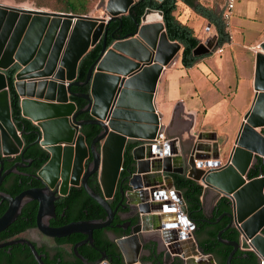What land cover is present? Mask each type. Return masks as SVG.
Masks as SVG:
<instances>
[{"label": "water", "instance_id": "95a60500", "mask_svg": "<svg viewBox=\"0 0 264 264\" xmlns=\"http://www.w3.org/2000/svg\"><path fill=\"white\" fill-rule=\"evenodd\" d=\"M134 4L135 0H106L102 17L0 4V184L16 166H21L3 172L4 159L23 154L29 147L23 145L22 136L27 134L23 122H20L22 130H18L11 117L7 80L11 70H14L13 89L19 98L20 115L34 126L36 139L32 144H38L47 154V161L35 176L45 184L42 189H28L15 197L0 193V198L8 202L0 217V232L16 220L25 204L36 201L37 227L44 234L61 238L82 233L91 240L92 231L109 226L121 207L134 210L137 218L131 236L117 241L123 253L127 241L139 244V237L155 233L167 245L166 256L179 255L190 261L189 257L202 256V250L188 231L194 229V224L170 176L186 174L230 201L231 212L221 214L214 221L205 220L216 224L224 216L229 218L228 225L217 234L220 243L232 247L225 264H231L238 249L252 250L264 258V175L247 177L250 170L256 169L257 161L264 165V42L258 45L255 54L251 107L221 164L217 145L203 144L201 141L206 138L203 134L197 135V142L191 144L189 151L176 138L164 144L153 142L162 129L161 116L154 104L157 84L162 73L177 60L181 45L169 41L162 11L152 8H146L140 19L134 21V33L114 39L108 45L110 20L120 21ZM98 43L101 44L99 56L80 82L76 79L78 64ZM209 47L207 43L198 44L192 53L199 56L207 53ZM86 85L87 93L71 90ZM72 98L83 99L87 104L78 110ZM86 113L90 119H78ZM86 125L100 128L89 145L81 132ZM110 137L119 143L120 150L109 168L106 192L101 173L103 148ZM128 145H134L130 167L120 179ZM89 157L91 160L84 165ZM202 165L208 168H198ZM95 172L102 195L95 194L86 183L87 177ZM80 179L87 195L106 212V219L71 223L57 229L44 226L43 218L54 210L55 192L51 193L50 189L57 186L63 195L70 186H78ZM117 188L120 201L113 210L108 200ZM175 201L182 215L175 212ZM232 227L238 231L239 240H222L221 234ZM18 242L21 241L2 243L0 248ZM184 244L188 245L187 251L181 248ZM37 260L41 264L38 257Z\"/></svg>", "mask_w": 264, "mask_h": 264}, {"label": "flooded vegetation", "instance_id": "af4514ba", "mask_svg": "<svg viewBox=\"0 0 264 264\" xmlns=\"http://www.w3.org/2000/svg\"><path fill=\"white\" fill-rule=\"evenodd\" d=\"M33 131L34 128L27 130L25 131L27 134L22 136L24 147L29 146L23 154L4 159L3 172L12 169L15 165H21L18 167L16 166L14 171L8 173L2 180L0 184V193L4 196L15 197L25 190L32 188L42 189L45 186L42 180L36 179L35 177L45 163L36 170L38 162L41 161V156L30 155L31 151L34 149H42L38 144H32L36 139ZM28 137H34V139L28 144H25L23 138ZM97 150H99V144H97ZM90 160L91 158L89 157L84 165ZM95 176L98 177L97 172L89 175L86 179V183L95 194L102 195V193L92 188V182ZM75 188L78 191L73 192L72 190ZM57 190V186L50 189L51 193L55 192V199L53 202L54 210L52 214L45 216L42 222L43 225L47 226L49 229H57L71 223L104 221L106 219V212L84 191L81 179L78 186H70L68 191L63 195ZM222 197L224 196H220L210 208L207 206L202 208L205 220H212V215L217 203ZM119 201L120 194L117 188L113 197L108 200L111 209L114 210ZM29 204L35 205L34 217L30 221L26 220L22 222L19 218L23 216ZM177 204L178 203L175 201L173 206L175 211V206H177ZM7 207L8 202L0 198V217L4 214ZM37 212L38 203L36 201L25 204L16 220L4 231L0 232V244L21 241L20 243L18 242L0 248V264H39L37 257L41 264H222L218 252L205 253L202 251V256L189 257L191 259L190 261H184L179 255L166 256L167 245L155 233L145 237H139V244H135L131 240L127 241V243L123 245L125 251V253H123L117 241L131 236V230L135 227L133 225H135L137 221V218L134 216V210L118 207L110 225L102 229L93 230L91 240L88 239L87 235L82 233H73L61 238L44 234L37 227ZM224 213L229 212L226 211ZM224 218L228 217H222V219ZM29 222L30 227L18 231V226H23ZM194 230L195 226L193 230L188 229L193 236ZM262 233L264 234V229ZM222 240L234 241L225 238H222ZM27 243L33 247L36 254L33 253ZM219 244L222 243L219 242ZM224 246L232 250V247L227 245ZM173 248L179 250L180 247L175 246ZM181 248L187 251L188 245L184 244V247ZM250 252L255 255L259 264L260 257L252 250L238 249L231 261L237 260V264H252V258L248 255ZM241 253H243V257L239 259L236 258V256H239ZM206 256L211 257V259H208Z\"/></svg>", "mask_w": 264, "mask_h": 264}, {"label": "crops", "instance_id": "0c3cea01", "mask_svg": "<svg viewBox=\"0 0 264 264\" xmlns=\"http://www.w3.org/2000/svg\"><path fill=\"white\" fill-rule=\"evenodd\" d=\"M225 1L194 0V4L209 11L215 21L223 23ZM234 10L229 29L231 38L227 40L223 36L225 41L220 46L217 45L220 35L215 22L182 1L177 2L173 13L180 23L193 31L198 44L210 45L207 53L195 56L197 60L190 68H183L180 63L181 47L177 60L162 73L154 97L156 111L161 116V131L168 139H178L188 151L191 144L197 142V135L203 134L206 138L201 142L217 145L220 152V132L216 128L221 126L233 103L240 101V87H244L248 94L247 102L240 108L242 114L249 110L253 101L256 48L264 42V0H236ZM256 23L259 27L251 26ZM249 28L255 30L249 32ZM218 49L222 52L218 53ZM243 90L241 95L244 96ZM232 145L233 142L225 155L220 154L221 164L225 162ZM198 168L208 167L202 165ZM219 197V194L207 189L202 208H210Z\"/></svg>", "mask_w": 264, "mask_h": 264}, {"label": "trees", "instance_id": "16d2710c", "mask_svg": "<svg viewBox=\"0 0 264 264\" xmlns=\"http://www.w3.org/2000/svg\"><path fill=\"white\" fill-rule=\"evenodd\" d=\"M178 1H182L185 5L189 7H193L200 15L207 18L210 21L215 22L217 29L219 31L220 39L217 43L218 46L222 45L225 41L223 38L226 37L229 40L228 34L225 32V27L223 23L219 21H215L214 16L203 7L194 4V0H162L161 2H157L154 0H138L135 4L131 7L129 13L125 16H122L120 21L117 19L110 20L107 26V44L109 45L112 40L120 39L126 36L129 33H134L136 28L134 21L139 20L142 13L146 8H152L156 10H160L163 13V22H164V29L167 35V38L171 42H177L182 47L180 63L183 68H190L196 62L197 58L193 55V50L198 45V40L195 37L193 31L189 29L186 25L180 23L175 16L173 15L174 11L176 10V4ZM61 13H71V14H78V15H85L88 13L87 10H83L80 12H75L73 10H54ZM101 49V44L98 43L93 48L89 49V51L83 56L81 61L78 64L77 68V77L76 79L80 82H83L86 78L87 71L91 64L97 59L99 56ZM14 70H11L7 73V80H8V91H9V102H10V110H11V117L15 122V125L18 130H22V125L20 122H23L24 131L33 129V124L22 118L20 115L19 109V98L16 95L13 89V76ZM71 90L74 93H87L89 91V86H82V87H72ZM75 104L78 110L83 109L87 102L83 99L79 98H72L71 99ZM80 120L90 119V115L88 113L82 114L78 117ZM82 133L85 136V141L87 144H90L91 140L99 134L100 128L96 125H86L81 128ZM24 143L28 144L31 142L34 137L23 138ZM134 145H128L126 147V152L124 154V161H123V170L121 171L120 179L126 175L125 169L130 167V151ZM31 156H41V161L38 162L36 166V170L39 169L47 160V154L40 148H36L30 153ZM256 169L250 170L247 177L249 179L257 177L259 173L264 175V165H261V161H257L255 164ZM259 167H261L259 169ZM174 184L175 190L181 193V196L184 200V203L187 208V215L190 221L193 222L195 226L194 230V237L198 243L200 249L205 253H214L218 252L219 259L221 263L224 264L228 254L231 252V248H228L222 244H219L217 241V234L221 230H223L229 223L228 218H224L216 224L208 223L205 221V216L202 210V199L204 197L205 191L207 188H204L200 183L190 179L187 177L186 174H171L170 175ZM123 189H126V185L123 184ZM92 188L97 192H101V188L98 182V177L95 176V179L92 182ZM73 192L78 191L76 188L72 190ZM231 212L230 201L226 197H222L214 210L212 215V220L214 221L218 216L223 214L224 212ZM35 212V205H28L26 207L23 216L19 219L20 221L31 220L34 217ZM30 227V222L24 224L23 226H18V231H22L23 229ZM221 238H225L228 240L237 241L239 238V233L236 229H228L222 235ZM250 257L252 258V264H258L256 257L253 253H249ZM243 257V253L236 256V258ZM236 262V263H235ZM120 264V263H116ZM231 264H237L236 261H231Z\"/></svg>", "mask_w": 264, "mask_h": 264}, {"label": "rangeland", "instance_id": "374dc122", "mask_svg": "<svg viewBox=\"0 0 264 264\" xmlns=\"http://www.w3.org/2000/svg\"><path fill=\"white\" fill-rule=\"evenodd\" d=\"M106 0H0V4L29 8V9H41L46 11L56 12L54 10H73V11H83L88 9V13L85 15H91L94 17H102L104 15V5ZM235 10L233 9V12ZM254 24V23H252ZM257 25H251L252 27H259ZM255 28H249V32H253ZM250 37L251 34H248ZM259 48H256V52ZM235 86L231 89L233 90ZM244 88V87H243ZM243 88L240 87V92L242 93ZM238 94L240 101L233 103L231 108L226 112L223 122L220 127L216 128L220 132V154L223 156L227 153V150L230 148V144L234 141L239 128L242 123V117L247 113H241V107L245 105L248 99L247 91L243 90L244 96ZM244 100V101H243Z\"/></svg>", "mask_w": 264, "mask_h": 264}, {"label": "bare ground", "instance_id": "6f19581e", "mask_svg": "<svg viewBox=\"0 0 264 264\" xmlns=\"http://www.w3.org/2000/svg\"><path fill=\"white\" fill-rule=\"evenodd\" d=\"M3 106V104H2ZM119 143L115 141L114 138L110 137L103 148V163H102V173H101V184L106 192H108L109 187V168L113 165L115 159L119 154ZM168 197H171V195ZM172 198V197H171ZM172 200H174L172 198ZM176 211L179 212V206H175Z\"/></svg>", "mask_w": 264, "mask_h": 264}, {"label": "built area", "instance_id": "2783aa9c", "mask_svg": "<svg viewBox=\"0 0 264 264\" xmlns=\"http://www.w3.org/2000/svg\"><path fill=\"white\" fill-rule=\"evenodd\" d=\"M235 2H236V0H226L225 1L224 8H223V13H222L223 24H224V27H225L226 32L228 33L229 38H231V35L229 33V29H230V25H231L230 24V21H231L233 9L235 7ZM217 52L218 53H221L222 52V49H218ZM169 140H171V139H168L164 135V133L162 131H160V133L157 134V136L153 140V142L155 144H164V143L168 142ZM177 206H179V208H180V205L177 204ZM178 213L180 215H182L180 211ZM259 264H264V258H260Z\"/></svg>", "mask_w": 264, "mask_h": 264}]
</instances>
